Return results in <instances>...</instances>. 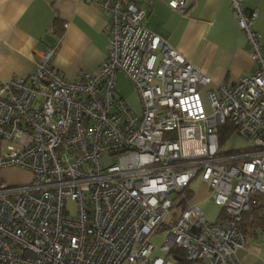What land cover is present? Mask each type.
I'll return each mask as SVG.
<instances>
[{"label": "built area", "instance_id": "obj_1", "mask_svg": "<svg viewBox=\"0 0 264 264\" xmlns=\"http://www.w3.org/2000/svg\"><path fill=\"white\" fill-rule=\"evenodd\" d=\"M81 1L109 15L107 54L94 73L67 80L53 70L56 38L31 73L0 81V264H242L238 224L264 194L258 12L229 0L256 66L209 90L210 77L145 26L154 0ZM160 1L179 13L188 2ZM118 73L133 84L139 111L118 94ZM226 125L246 147L224 150ZM10 167L29 179L7 183L1 172ZM196 180L221 209L215 221L188 197Z\"/></svg>", "mask_w": 264, "mask_h": 264}, {"label": "crops", "instance_id": "obj_2", "mask_svg": "<svg viewBox=\"0 0 264 264\" xmlns=\"http://www.w3.org/2000/svg\"><path fill=\"white\" fill-rule=\"evenodd\" d=\"M135 1L146 3V0ZM243 2L247 9L258 12L254 29L261 35L264 52V0ZM145 7V26L162 35L210 77L207 89L233 84L240 76L254 71L256 65L229 0H188L184 13L160 0ZM108 22L107 13L94 3L81 0H0V81L31 73L36 56L56 38L60 43L51 59L53 70L67 80L94 73L107 54ZM29 176L28 171L13 167L1 172V177L9 183L24 181ZM194 185L199 191L194 202L200 205L211 200L205 184L196 180L193 188ZM195 194L193 189L192 196ZM260 251L245 244L239 252L242 264H264Z\"/></svg>", "mask_w": 264, "mask_h": 264}, {"label": "rangeland", "instance_id": "obj_3", "mask_svg": "<svg viewBox=\"0 0 264 264\" xmlns=\"http://www.w3.org/2000/svg\"><path fill=\"white\" fill-rule=\"evenodd\" d=\"M116 84H117L116 87L118 88V94L122 95L127 100V102L129 103V105L131 106L132 109H134L135 111H139L140 110L139 99H138V96H137V93L134 89L133 84L122 73L118 74ZM246 146H247L246 142H244L243 140H241L237 136H233L225 143L223 148H224V150H235V149L244 148ZM115 160H116V155L110 159L107 158L106 156H103L100 158V163L108 165V164L113 163ZM29 177L26 180L21 181V182L27 181L29 179ZM21 182H17V183H21ZM7 183H9V182H7ZM193 183L191 186H192V189L196 190V194L194 195V197L191 196V200L195 201L196 196L198 195L199 191L197 190V185H194L195 188H193ZM9 184H16V183H9ZM200 206L203 209L204 214L209 221L217 220V216L219 215L221 209L219 206H216L212 202V200H206L204 202H201ZM66 209L70 212L71 215H73L74 211H75L74 202H72L71 200H68L66 202ZM169 218L170 217L168 216V218L166 220H168ZM165 234H166L165 231L155 233L152 240L156 246L159 245L162 237ZM245 244H250L254 247L260 248L261 249V251H260L261 257H262V260H264V232H258L257 236L247 235L245 237Z\"/></svg>", "mask_w": 264, "mask_h": 264}, {"label": "trees", "instance_id": "obj_4", "mask_svg": "<svg viewBox=\"0 0 264 264\" xmlns=\"http://www.w3.org/2000/svg\"><path fill=\"white\" fill-rule=\"evenodd\" d=\"M232 128L229 125L221 127L219 131L220 144L229 140ZM188 197L192 196L191 191H187ZM238 228L247 235L257 236L258 232H264V194H254L251 198L249 208L242 213V218Z\"/></svg>", "mask_w": 264, "mask_h": 264}]
</instances>
